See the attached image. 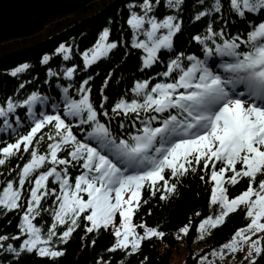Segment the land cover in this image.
Masks as SVG:
<instances>
[{
	"label": "snow or ice",
	"instance_id": "1",
	"mask_svg": "<svg viewBox=\"0 0 264 264\" xmlns=\"http://www.w3.org/2000/svg\"><path fill=\"white\" fill-rule=\"evenodd\" d=\"M198 2L204 4L205 0ZM184 3L185 0H166L165 6L180 12ZM159 4L160 0H142L139 5H127L126 22L134 34L132 47L144 53L140 71L163 63L160 53L175 51L174 38L182 30V20L177 15H167L162 20L152 15ZM137 7L142 15L133 10ZM228 7L248 24L246 34L226 35L223 28L215 31L209 23L205 35L192 37L202 46L203 59L183 52L176 54L168 60L166 70L158 73L164 78L162 81L151 87V79L137 81L131 89L134 98H121L112 106L114 115L134 116L131 127L136 128L139 121L140 127L127 138L118 139L101 122V115L109 117L105 110L108 97L102 88L99 108L103 111L98 112L91 100V76L84 79L77 90L78 99L69 94L71 85L62 89V112L59 105L53 103L52 114L41 111L37 116L36 106L46 105L48 101V97L37 92L22 102L8 98L0 105L3 121L0 132L11 130L17 134L15 143L0 148V166L17 156L22 145L23 152L30 155L19 173L18 184L9 181L0 189V210L5 214L24 208L18 225L20 235L12 237L13 240L24 237L21 244L18 248L12 244L5 246L4 241L9 237L0 236V253H9L16 259L25 253L61 257L64 252L53 250V240L67 243L80 226L82 215L90 225L86 227L87 233L114 229L116 241L109 251L135 253L143 241L154 237L162 240L165 235L145 223L133 224L134 214L141 207L142 190L147 187L152 196L161 191L160 198L167 199L169 193L176 192L181 178L195 173L202 165L214 185L210 205L215 212L199 224L201 238L222 226L230 214L243 207L248 225L238 229L231 241L213 255L223 258L224 249L235 254L247 245L245 259L249 264H256V257L264 252L261 246L264 241V178L258 179L264 177V0H228ZM222 9L221 0H213L210 7L195 14L193 22L213 13L222 14ZM249 16L261 19L253 23ZM141 36L144 39H140ZM109 37L110 31L104 29L94 48L83 53L85 68L117 49V43L109 42ZM58 53L64 54L65 61L71 59L70 48L62 45ZM217 58L222 61L218 64L222 72L215 70ZM50 59L44 56L43 63L48 64ZM28 68L29 65L24 64L10 75L16 77ZM75 73V67L68 68L65 78L71 80ZM57 75L51 70L48 72L49 77ZM107 84L106 80L105 88ZM19 108L27 109L31 121L24 135H19L18 127L9 123ZM15 122L22 126L19 116H15ZM74 127L83 139L74 133ZM120 127L123 129L124 124ZM42 142L46 143L43 153L39 151ZM60 153L65 156L61 157ZM71 167L79 170L74 179L69 173ZM41 168L47 170L39 172ZM50 178L59 185V191L48 187ZM200 179L204 180V176ZM244 179L248 180L246 190L230 199L226 185L236 186ZM26 181L32 187L25 207L21 200ZM51 197L55 198L56 205L51 212L54 223L45 232L34 221L41 211H47L42 209V201ZM64 225H67L66 230L58 234V226ZM137 228L144 229L143 234L137 232ZM181 232L186 236L189 227L185 226ZM254 236L258 238L253 239ZM205 260L206 257L202 258L201 264Z\"/></svg>",
	"mask_w": 264,
	"mask_h": 264
},
{
	"label": "trees",
	"instance_id": "2",
	"mask_svg": "<svg viewBox=\"0 0 264 264\" xmlns=\"http://www.w3.org/2000/svg\"><path fill=\"white\" fill-rule=\"evenodd\" d=\"M141 2L142 0H89L75 12L65 13L50 22L41 36L38 34L28 38H14L15 40L1 43L0 105H3L8 98L22 102L33 92H37L41 96L48 97L46 105L38 104L36 106L37 116L41 111L52 114L51 105L53 103H57L62 112L63 106L60 104L63 96L62 89L71 85L69 94L78 99L77 90L83 80L91 76L92 79L89 81V87L92 90L91 100L98 112L103 111L99 108L102 100L100 96L102 88L104 95L108 97L105 110L109 112V117L105 118L101 115V122L105 123L118 139L127 138L129 133H134L136 128L140 127L139 121H136V128H133L131 124L135 119L134 116L129 118L123 115H114L111 108L121 98L127 100L134 98L131 89L137 81L151 79L150 87L162 81L164 78L158 73L165 71L168 60L175 58L176 54L180 52L185 55H196L203 59L202 46L196 44L192 37L205 35L209 23L215 31H220L223 28L226 35L246 34L249 31L248 24L230 12L228 0H221L222 14L213 13L212 16L204 17L197 22H193L195 14L210 7L213 0H205L204 4H200L198 0H185L180 12L167 8L166 0H160L159 6L152 15L156 16L158 20H162L167 15H177L182 20V30L174 38L175 51L160 53L163 63H157L152 69L140 71L144 53L142 50L132 47L134 34L126 21L129 18L127 5L130 3L139 5ZM133 10L143 14L138 7ZM260 19V17L249 16V20L253 23H258ZM104 29L110 31L109 42L117 43L118 47L107 58L85 68L83 53L93 49ZM140 39H144V37L141 36ZM62 45L71 49V59L67 61L63 59L64 54L58 53V49ZM9 47L13 48L9 50ZM241 50H244L243 46ZM44 56L51 57L46 65L43 63ZM220 62L222 61L217 58L215 70L218 72H222L218 67ZM24 64L29 65L25 72L19 73L16 77L10 75L12 71ZM71 67L76 68V73L74 78L69 80L65 78V70ZM49 70L58 75L49 77ZM106 80L108 84L105 88ZM21 84L24 85L23 88L20 87ZM15 116L20 117L22 126L16 125ZM9 123L14 128L18 127L19 135L27 134L31 123L27 116V109H17ZM121 123L124 124L123 129L120 127ZM0 128H3L2 120H0ZM44 131L47 132L48 129ZM73 131L78 138L83 139V135L76 127L73 128ZM0 138L3 140L0 142V148H3L7 143H15L17 134L7 130L0 132ZM45 150L46 143L42 142L39 151L43 153ZM60 155L63 157L65 153H60ZM29 160L30 155L23 152L22 145L21 152L17 156L6 161L4 166H0V189L5 187L9 181L18 184L19 173ZM62 167L60 166V168ZM217 167L219 168V165ZM237 168L239 169L240 165H237ZM46 170V168H41L39 172ZM69 173L74 179L79 174V170L76 167H71ZM165 176H168L167 171ZM201 176H204V180L200 179ZM261 178L264 177H258V179ZM31 179L34 180L35 176ZM172 183H176V181H172ZM213 186L209 174L202 170L201 165L195 173L190 172L181 178L177 184L176 192L169 193L167 199L160 198L163 194L161 191H157L156 195L152 196L145 187L142 190L141 207L134 214L133 224L145 223L149 228H155L165 235L162 240L154 237L143 241L140 250L130 255L123 250L109 251L116 241L112 227L108 230L101 229L98 233H87L86 227L90 225L82 215L79 220L80 226L73 232L67 243H59L55 238L53 240V250L63 251V256L51 258L39 257L36 253H25L16 259L9 253H0V264H176L173 259L174 251L179 247H185L189 252L183 258L184 260L177 264H198L201 253L221 249L224 244L231 241L238 229L246 227L249 223L245 216V210L241 207L237 212L230 214L222 226L211 230L210 234H203V238H201L199 224L215 212V208L210 205ZM247 186V179L242 180L236 186L226 185L229 198L240 195ZM31 187L32 185L26 181L21 200L25 207L30 198ZM48 187L59 191V185L54 183L51 178L48 181ZM54 199L51 197L42 201V209H47V211H41L40 216L34 221L45 232L54 223L51 214L52 209L56 207ZM23 211L24 208H21L5 214L3 210H0V236L9 237L7 241H4L5 246L12 244L18 248L21 244L24 237H21V240H13L12 237L20 235L18 225L21 222ZM119 220L120 217L117 215V225ZM185 226L189 227L186 236L181 232ZM66 228L67 225L58 226V234H62ZM137 232L143 234L144 229L137 228ZM256 237L258 238V236ZM93 240L95 244L92 243ZM194 245L201 249L196 251ZM261 246L264 247V241L261 242ZM256 264H264V252L256 257Z\"/></svg>",
	"mask_w": 264,
	"mask_h": 264
},
{
	"label": "water",
	"instance_id": "3",
	"mask_svg": "<svg viewBox=\"0 0 264 264\" xmlns=\"http://www.w3.org/2000/svg\"><path fill=\"white\" fill-rule=\"evenodd\" d=\"M89 0H0V43L34 34L45 23Z\"/></svg>",
	"mask_w": 264,
	"mask_h": 264
},
{
	"label": "rangeland",
	"instance_id": "4",
	"mask_svg": "<svg viewBox=\"0 0 264 264\" xmlns=\"http://www.w3.org/2000/svg\"><path fill=\"white\" fill-rule=\"evenodd\" d=\"M91 1H94V0H91ZM75 12L72 11L70 13H73ZM54 19L48 21L47 23H45L42 27H40L37 31L33 32L34 34L32 35H27L25 36L24 38H28L30 36H33V35H38V36H41L43 35L42 32H45V28H47V25L52 22ZM101 35V34H100ZM10 40H15L13 37L12 38H8V39H5L4 42H9ZM99 40V38H98ZM97 40V42H98ZM3 43V42H2ZM12 44V43H11ZM1 45V43H0ZM10 45V44H9ZM8 46V45H7ZM95 46V45H94ZM13 47H9L8 49H12ZM94 48V47H93ZM127 198V197H126ZM119 223H120V220H119ZM119 225V224H118ZM114 230V229H113ZM253 239H257L256 236L253 237ZM195 250L196 251H199L201 248L199 246H195ZM222 249V248H221ZM221 249L219 250H213L211 252H204V253H201L200 254V257L198 259V264H201V260L202 258H205L206 257V260L204 261V264H249V260L245 259L246 255H247V252H248V246L247 245H244L243 246V251H240L238 253H229L228 250L224 249V255H223V258H221L219 255H213V253H219L221 251ZM129 251H131L129 249ZM189 251L185 249V247H179L177 248L176 251H174V257L173 259L175 260V263H180L182 262L184 259V257L187 255Z\"/></svg>",
	"mask_w": 264,
	"mask_h": 264
}]
</instances>
